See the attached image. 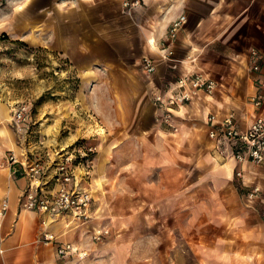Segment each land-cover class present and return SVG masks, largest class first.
<instances>
[{"label":"crops","instance_id":"crops-1","mask_svg":"<svg viewBox=\"0 0 264 264\" xmlns=\"http://www.w3.org/2000/svg\"><path fill=\"white\" fill-rule=\"evenodd\" d=\"M181 13L187 20L170 38ZM3 34L60 53L80 82L72 109L55 115L68 134L45 144L26 140L10 98L0 95V207L8 201L0 264H187L178 232L199 264H264V163L238 161L227 139L210 137L208 122L210 113L220 121L233 112L246 128L264 111L251 101L259 74L250 52L260 50L264 73V0H141L131 8L123 0H0ZM162 41L174 60L163 58ZM144 57L155 60V72L145 71ZM199 69L216 78L215 90L200 91L166 121L153 91ZM79 138L98 149L83 181L93 197L90 218L48 219L22 207L30 183L24 147ZM256 184L261 191L251 198L246 192ZM103 227L110 233L94 240ZM45 228L87 255L59 257L56 243L42 240ZM143 247L149 250L139 254Z\"/></svg>","mask_w":264,"mask_h":264},{"label":"built area","instance_id":"built-area-1","mask_svg":"<svg viewBox=\"0 0 264 264\" xmlns=\"http://www.w3.org/2000/svg\"><path fill=\"white\" fill-rule=\"evenodd\" d=\"M141 0H123L124 7L131 8L138 5ZM187 20V14L181 13L169 26L168 35L175 38L177 32ZM164 59L174 60L175 50L166 42L159 45ZM253 71L259 74L257 84L259 91L252 95L251 101L257 108L264 105V73H262V54L257 47L251 48ZM143 68L148 73L156 71V62L152 57L143 58ZM217 86L215 77L203 70H190L177 74L172 82L165 83L160 89L152 93V99L158 107L164 109L166 121L173 118L174 109L191 102L200 91L212 93ZM31 107L22 104L13 108L12 120L19 131H27L31 122ZM210 124L209 135L221 141L227 139L232 147L233 154L238 161L249 160L256 164L264 163V111L259 113L251 124L241 128L233 112L217 121L213 113L208 115ZM28 141V137H26ZM26 159L21 167L29 177V186L21 197L22 207L43 212L48 219H57L64 215H71L77 220H87L91 216L90 205L92 202L91 190L83 184L89 178L94 158L98 152L94 143L86 139H79L71 145L59 147H43L31 150L24 147ZM14 163L17 156L14 152L8 155ZM240 175V171H237ZM261 191V186L256 184L247 190V195L256 197ZM8 207L4 200L0 207L3 215ZM48 219H44L46 225ZM110 233L108 227L95 231L93 239L103 240ZM45 242L56 243V253L59 257L70 255L85 256L88 251L80 249L70 241L58 240L57 235L48 228L42 234Z\"/></svg>","mask_w":264,"mask_h":264},{"label":"rangeland","instance_id":"rangeland-1","mask_svg":"<svg viewBox=\"0 0 264 264\" xmlns=\"http://www.w3.org/2000/svg\"><path fill=\"white\" fill-rule=\"evenodd\" d=\"M79 79L69 60L60 53L25 41L18 42L7 34L1 35L0 95L10 98L12 109L22 104L31 107L33 120L27 133L19 131L28 136L30 141L45 144L52 142L53 137L59 140L66 137L70 129L55 115L72 109ZM177 237L181 243L177 252L187 255V264H199L195 253L189 252L183 234L178 232ZM147 250V247H143L139 254ZM174 264L184 262L177 261Z\"/></svg>","mask_w":264,"mask_h":264},{"label":"trees","instance_id":"trees-1","mask_svg":"<svg viewBox=\"0 0 264 264\" xmlns=\"http://www.w3.org/2000/svg\"><path fill=\"white\" fill-rule=\"evenodd\" d=\"M3 36H6V34H3ZM16 40H18V42H22V40H20V39H16Z\"/></svg>","mask_w":264,"mask_h":264}]
</instances>
